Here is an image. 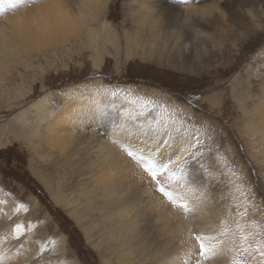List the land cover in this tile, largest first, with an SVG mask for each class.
I'll return each instance as SVG.
<instances>
[{
	"label": "rangeland",
	"instance_id": "1",
	"mask_svg": "<svg viewBox=\"0 0 264 264\" xmlns=\"http://www.w3.org/2000/svg\"><path fill=\"white\" fill-rule=\"evenodd\" d=\"M9 1L11 2V0H5L1 3L7 4V9L0 11V18L24 8H35L42 0L36 3L25 0L23 7L20 5V0H14L10 4ZM84 1L86 3L83 6L84 10L89 15L94 16L90 21L95 19L96 21L93 22L96 23L95 26H99L100 23H107L113 31H116L121 47L124 44L125 30L134 32L133 34L129 33L132 43L140 41L145 35L152 40V37L157 33L153 30L154 28L149 30L146 20H141L139 27L134 23L137 21L135 17L138 15L136 13L142 4V0H90V3L88 0ZM212 1L201 0L196 5L202 9L204 14H209ZM81 2L82 0L60 2L62 7L65 5L67 7H64L63 15L60 16L63 19L60 29L55 30L51 36H47L48 38H42V34L39 33L41 36L37 35L35 40L25 43L28 44V52L24 49L25 51L19 55L23 57L21 59L23 63H12L18 60L16 54L15 60L7 65V68L11 67V70L9 69L7 72L8 76L4 81L0 79V126L8 123L13 127L16 124L20 126L18 123L20 121L15 119V116L24 111L31 119L32 116L36 115L34 113L36 108L33 105L38 101L48 102L46 104L50 105L47 107L49 109H47L48 114L52 112L50 114L54 115L65 106V103L75 99V97L99 90L107 99L93 100L90 102L91 106L86 105L80 111H85L90 116L96 115L102 119L105 117L108 121H110L109 117L115 116L113 127L116 130L113 131L111 139L118 141L121 138L119 140H122L121 148L120 146L115 147L114 142L110 140L111 142H108L109 148L116 152L118 150V152H113L115 155H108L102 160L99 159V156H102L100 153L102 149L94 152L98 143L92 142L88 137L90 136L88 132L98 134V128L102 126L103 122L98 123L94 129L95 124L91 123L90 118H83L82 121L85 123L79 125L74 131L72 129L57 131L54 139L56 136L57 138L53 141L56 143L55 148H50V145H45L46 147L41 145L43 143L41 132L42 127H44L42 121L40 125L37 124L39 127L36 126L37 129L35 130V133L38 132L36 134L40 135L38 138H28V135L16 138V130L9 133L10 142L0 148V192L1 195L7 196L11 202L22 206L24 219L29 223L35 221L32 227L38 229L41 235L37 244L39 248L44 246V251L41 253L47 254V256L42 257L47 260L46 263L118 264L116 256L110 251H106L105 241L99 239L103 232L101 225L93 228V237L90 239L82 227V225L88 226L89 223H92L89 220L90 215L92 216L93 211L97 210L90 211L86 207L87 201L96 202V197L92 198L91 195L81 194L86 187L89 190L93 188L92 194L99 197V200L105 201V196L109 193L108 183L110 186H120L119 182H125L127 183L126 189L121 188L122 193L124 192V195L129 198L125 206L130 204L129 200H131V205H134L140 199L141 203L145 204L143 208L146 210L141 216L142 221L146 218L147 208L154 207L157 210H163L162 212H165L167 216L170 215V218L161 216L163 220L157 221L159 225H175L176 223L173 224L172 221L174 219L177 222V220L170 213L169 208L177 207L158 191V185L143 170L137 159L143 157L142 163L146 164L144 159L149 154L147 157H151L148 161L151 160L159 165L166 163L169 157L175 160L180 151L189 145V153H184V156L188 160L186 171L190 175L188 179L194 190L188 192L189 185L183 182H170L167 174L160 176L159 179L161 184L170 187L174 194L187 195L191 207L194 208L198 201L201 202V208L190 213L194 219L206 223V230L197 233L216 235L226 219L230 221L228 227L234 232L235 224L231 222V219L237 211L234 207L237 202L242 205L241 210H243V205L247 204L248 213L251 211L253 215L252 222L264 227V163L259 158L261 152L257 150L259 149L257 143L252 141L250 146L246 145L247 141L243 137L246 119L238 108V101H234L231 91L233 90L231 83H235V80H239V77L241 78L244 74L248 75L246 73L248 69L252 71L260 65V67L263 66L257 59L262 58L260 61L264 59V22L261 21V26L256 27L254 31H245L246 37L241 33L243 30L241 26L244 24L241 19L238 21L240 25L234 27V35L237 34V36H231L226 31L223 45L226 46L227 43L231 45L233 42V48L229 47V51L226 50L225 54L226 56L229 55V61L234 63L231 65L228 64L229 61L226 63L225 60L220 64L213 65L214 55L209 52L210 43H205V49L209 53L205 56L201 53V56L203 59L205 58L204 63H208L209 67L199 68L195 65L196 63H189L193 62L190 53L184 56V60L188 63H181L172 57L171 52L168 53L165 50L162 51V56L137 55L134 51L130 57L124 58L123 56L120 63L116 62L112 54L110 55L108 52L105 54L103 51L101 54L103 61L97 60L99 68H96L94 62L96 53L93 50L96 51L103 46L99 32L95 31L94 33L93 25L86 24L88 28L91 25L93 31H90V34L93 35L90 37L86 30L81 29L79 31L81 35L76 36V32L69 30V27L75 28L76 23L69 24V19H66L65 22L64 18L67 11L77 9ZM240 2H244L242 10L245 12L243 13L248 12V15L252 14V11L264 13V1L240 0ZM155 4L152 5L151 9L160 18L155 28H160L162 21L171 18V16L170 14H163L159 10V6H155ZM74 15L76 19L78 18L77 20L81 19L79 13H74ZM176 21L178 24L179 21ZM36 24L39 25L40 22L36 20ZM252 26L255 28V25ZM24 27L26 31H31L29 35L39 30L36 25L31 23ZM42 29L44 30V27ZM225 29L228 30L227 27ZM22 30L19 31L20 34L26 32L24 29ZM175 30L174 34L179 33L177 28ZM206 30L210 36L214 34L211 28ZM67 32H69L68 36L61 43L42 44L52 40L58 34L63 38ZM11 35L13 37V34L9 36ZM1 37L2 35L0 39H3ZM35 42L38 43L39 49L30 46ZM2 45L0 44V46ZM165 48L169 50L168 47ZM36 49L37 51H35ZM231 49L232 51H230ZM262 50L263 53L261 54ZM261 55L263 57L259 58ZM91 57L94 59L92 60ZM219 57L221 56L217 58ZM259 72H261L259 73L260 77L254 79L256 97L253 98L255 100L258 99L260 89L264 86V67L260 68ZM98 81L100 83H96ZM112 91L118 93L117 97L113 98L109 95ZM214 92L215 94L220 93L219 108L213 106L208 100L212 94L214 95ZM147 101L154 102L156 108L153 109L149 106L145 110V114L140 116V103ZM249 102L251 103V100ZM129 104L134 105H131V108ZM105 110L106 112L103 113ZM157 112H164L166 118L158 120ZM215 113H219V115ZM124 116L125 120L131 118V121L137 123L136 128H132L133 131H127V128L132 125L124 122ZM146 116L147 120L145 122L142 120V123L139 119ZM51 120L49 117L47 118V121ZM147 125L149 128L146 127ZM69 127H72L71 124ZM27 129H29L28 124ZM118 131L120 132L117 133ZM125 131L128 133H124ZM77 132H84L88 135H79L80 133L77 134ZM65 133H68L71 138ZM65 135L69 138L66 139L67 141L61 138V136L66 137ZM104 136H108V134ZM174 136L178 137L174 138ZM59 137L67 143H61L62 140L59 141ZM196 137L200 139L199 144L196 143ZM30 139L32 140L29 141ZM256 141L260 142L258 139ZM125 149L133 151L136 155L129 157ZM190 153H195V155L190 156ZM98 161L101 162L98 163ZM105 171L110 175L101 178L102 172ZM232 173L234 175H231ZM97 176L101 179L97 180ZM230 180L234 181L235 184L242 185L241 191L244 193L243 197L236 193L237 200L235 201L231 198V193L234 190L229 183ZM146 186H151L152 191L151 197L148 199L141 195V191ZM57 191L64 196L61 203H57L52 195ZM200 198L202 199L199 200ZM218 210L220 212L218 217H222V220L217 218ZM230 211L232 217L229 216ZM75 215L84 218L78 221ZM210 220L214 223H208ZM7 223L8 221L2 223L1 227L4 228ZM246 231L253 230L246 229ZM219 239L222 243L217 249L215 256L217 262L214 264H231L233 258L237 256L239 238L238 236L234 237L230 232L226 236L219 237ZM261 239H264V233L257 234L255 240L250 238V243L255 247V242ZM234 240L236 241L235 244L233 243ZM194 242L197 244L195 240ZM241 255L248 261V264H262L264 262V259L260 258L258 254ZM36 259L35 253L29 256L15 253L12 263L36 264ZM202 264H207V262Z\"/></svg>",
	"mask_w": 264,
	"mask_h": 264
},
{
	"label": "bare ground",
	"instance_id": "2",
	"mask_svg": "<svg viewBox=\"0 0 264 264\" xmlns=\"http://www.w3.org/2000/svg\"><path fill=\"white\" fill-rule=\"evenodd\" d=\"M4 1L5 0H0V4L3 3ZM13 1L14 0H11V2L9 1V4L12 3ZM63 1L65 0H42L35 6V8H24L23 10L21 9L18 11H16L15 9L16 12H13V10H11V12L13 13L2 16L0 18V36L2 35L3 37V39H0V44H3L2 46H0V79L1 80L4 81V79H6V76H8L7 72L9 71L11 67L7 68V65L10 62L15 60L16 54L18 55L17 57L18 60L12 63L15 64V63L22 62L21 59L23 57H20L19 55H21L25 50L28 49L27 48L28 44H25V43L35 40V37H37V35L38 36L40 35L39 33L42 34V38H48L47 36H51L53 32H55V30L60 29L61 21L63 20L61 19L62 17L60 18V16L61 14L63 15V11L65 9L64 7H66V5L62 7L63 5L61 6L59 3L60 2L62 3ZM199 1L201 0H142L141 1L142 4L138 7V11L136 13L138 15L137 17H135L137 21H134V23L137 24L139 27L140 21L146 20L149 26V30L154 28L153 30L157 33H155V36L152 37V40L150 37H147L145 35V37H143L140 41L136 43H132L129 37V33L133 34L134 32H128L125 30V34L123 38L124 44L122 47L120 46L116 31H113L107 25V23H100L99 26L96 25L97 26L96 27L95 26L96 23H93L96 20L93 19L92 21H90V19L94 18V16L89 15L88 12L84 10L83 6L86 5L84 0H82V2L80 3V6L77 9H73V7L69 5V7L72 8L73 10H69V11L66 10L67 12L64 18H65V22H66V19H69V24H71L72 22L76 23L75 28L68 26L69 30L76 32L75 34L76 36L81 35V33L79 32L81 31V29L86 30L90 37L91 35H93L92 33L90 34V31H93V29H94V33L95 31L99 32V35H100L99 37L101 38L100 41L103 44L102 46L103 48L97 47L98 50L96 51L93 50L96 53L95 55L93 54L95 58L94 62H95L96 68H99V64L97 60L100 59V61H103L101 60V54H103V51L105 52V54L106 52H108V54L110 55L112 54V56L115 58L117 63H120V59L123 56L124 58L130 57V55L134 51H136L137 55L148 54L150 56L152 55L162 56L163 55L162 51H165V50L168 53L171 52L172 57L176 58L181 63H184V62L188 63V61L184 60L185 58L184 56H187V54L190 53L192 56L190 57L193 62H189V63H196L195 65L199 68H204L208 66L207 65L208 63H204L205 58L204 59L202 58L201 53H203L204 56L205 54L209 52L212 53L214 55L213 65L216 63L220 64V62L222 63L223 60H225V62L227 63L229 61L230 56L225 55L226 50L228 52L229 47L233 48V42H231V45H229L228 43L226 44V46L223 45L226 31H228L230 35L233 36L235 34L234 27H236V25H240L238 22L239 19H241L242 23H244L241 26V28L243 27V30L240 29L243 35L245 34V31L247 30L251 32V31H254L256 27H260L261 21L264 22V13H256L254 11H252V14L250 15L247 14L248 12L243 13L245 12V10H242V8H244V2H240V0L239 1L238 0H213L210 5L209 14H206V13L204 14L202 9L196 5ZM250 1L256 2L258 0H250ZM259 1H264V0H259ZM88 2L90 3L91 1L88 0ZM149 4H151V6H149ZM154 4L155 6H159V10H161L163 14L165 15L170 14L171 16V18H168L167 20L162 21L160 28L159 27L155 28L158 25L160 18L156 14V12L151 9L152 5ZM3 9H7V4L0 5V11ZM74 13H79V16L81 17V19L77 20L78 18L77 19L75 18ZM36 20L40 22L39 25L36 24ZM176 20L179 21L178 24ZM30 23L33 25H36L37 28H39V30L35 28L37 31H34L29 35L31 31L30 32L29 30L26 31L24 26ZM86 24L87 25L91 24L93 25L94 28L92 29L91 25L88 28ZM252 25H255V28H253L254 26ZM43 27H44V30L42 29ZM225 27H227L228 30H226ZM176 28L178 29L179 33L174 34L176 31L175 30ZM207 28H211L214 31V34L210 36L206 30ZM22 29L26 31L24 34L19 33V31ZM102 31H103V34H102ZM10 34H13V37L12 35L9 36ZM14 34L16 35L14 36ZM68 34L69 32H67L63 38L60 36V34H58L56 37L52 38L53 41L49 40L42 44H56L58 42L61 43L62 40H64L65 37L68 36ZM234 36H237V34ZM244 37L246 36L244 35ZM236 41H237V38H236ZM205 43H210L211 49L209 52L205 49ZM30 46L32 48L34 47V48L39 49V45L37 42L33 43ZM165 47H168L169 50H167ZM35 51H37V49ZM230 51H232V49ZM260 53L262 54L263 50ZM216 56L217 57L221 56V57L217 58ZM231 56H232V53H231ZM260 57H263V56L261 55L259 56V58ZM94 58H92V60ZM261 59H257V61L259 63L261 62L263 65L262 67H264V62H262L264 61V59L260 61ZM232 63H233L232 61L228 62V64L230 65ZM203 64H206V65H203ZM179 66H181V64H179ZM260 66L257 67L256 69H252V71L249 69L247 70V72L243 70L246 73H248V75H245V74L243 75L242 74L243 72H242L241 74L243 76L241 78L239 77L241 75L238 74L239 80L235 78L236 79L235 83H231L233 86V87L231 86L233 88V90L231 91H232V97L234 101L235 100L238 101V108L244 114L245 119H246V123L244 126V133H243V137L245 141H247L246 145L250 146L252 141H254V143H257V146L259 147V149L257 150L261 152V154L259 155V158L261 162L264 163V86L261 87L262 89H260L261 93L259 92L258 99L255 100L253 98V97H256V94H255L256 92L254 93V88H255L254 79H257L258 77H260L259 73L261 72H259V69L262 68ZM100 81L96 83H100ZM12 92L14 91L12 90ZM6 95L8 96V94ZM219 95L220 93L215 94L214 92V95L212 94V97L208 98L209 102L213 106H217V108H219V104L221 101V100L219 101V98H220ZM103 98L107 99V97L103 93H101L99 90L97 92L91 91L86 95L75 97V99H72L71 101L65 103V106L63 105L64 107L61 108L57 114H54V115L50 114L52 112H49L48 114L49 109L47 107H50V105H46L48 102L45 103V102L38 101L39 103L37 102L36 104L33 105L34 108H36V111L34 112L36 115L32 116L31 119L29 118L30 116L28 117L26 112L24 111V112H20L19 115L15 116V119L20 121L18 122L20 126L16 124L15 127H13V126H10L9 123L7 125L3 124L0 126V148H2V146L7 145V143L10 142L11 137L9 138V133L14 132L15 130H16L15 132L16 138H19L20 136H23V135H28V138H31V137L38 138V136L40 135H37L38 132H36L37 133L36 134L35 130L37 129V127H39L37 124L40 125L41 121L44 124V127H42L43 130L41 132V136L43 138V143L41 145H44V146L50 145V148H55L56 143L53 141L57 138L56 136V138L54 139L57 131L61 132V131H66L68 129H72L74 131L79 125H82L85 123V121H82L83 118H90L91 123L95 124L94 129L97 127L98 123L100 124L103 122L102 126L98 128L99 133L94 134V132H90V133L88 132V134H90V136L88 137L92 140V142L98 143V146L94 152L102 149L100 152L102 156H99L100 157L99 159L104 160L103 157H107L108 155H112L113 152H116V151H112V149H110L108 145V142H111L110 140H112L111 135L113 131L115 132L116 130V128L113 127L114 122H115V116L109 117L110 121H108L105 119V117L102 119L101 117L100 118L96 117V115L90 116L85 111L83 112L80 111L82 107L86 105L89 106L91 101L99 100ZM249 100H251V103L249 102ZM129 105L131 107L132 104H129ZM77 110L79 112H76ZM105 112L106 110L103 111V113ZM125 112L127 111L125 110ZM34 113H31V114H34ZM215 114L219 115V113H215ZM47 116L49 117V119H52V120L47 121V118H48ZM123 119H124V122H126L128 125H132L127 128L128 132L133 131L132 128H136L137 123H135L134 121H131L130 120L131 118H129L128 120H125V116H124ZM139 120L141 121L144 120L145 122L147 120V116ZM255 121L256 123H254ZM27 124H28L29 129H27ZM69 124H71L72 127H69ZM9 126H10V129H8ZM57 126H60V127H57ZM146 127L149 128L148 125ZM127 131H125L124 133H128ZM119 132L120 131H118L117 133ZM65 134L67 135L68 133H65ZM77 134L86 135L87 133L77 132ZM106 134H108V136H104ZM66 137L61 136L62 139L64 138L63 140H66V139L68 140L69 138H71L69 137V134H68L69 138L68 137L66 138ZM175 137H178V136H174V138ZM62 139H60V137L58 138L59 141ZM119 139L118 141L112 140L114 142L115 147L121 145L122 140H119ZM257 139L260 142H257L256 141ZM31 140L32 139H30L29 141ZM63 140L61 141V143L66 144L67 142H63ZM78 142L80 141L78 140ZM113 155H115V153ZM148 155H146L144 159L146 162H148V159L151 157L150 156L148 158L147 157ZM95 160L96 158L94 159V161ZM100 162L98 161V163ZM105 162L106 161H104V163ZM102 173L103 174L101 178L104 176L110 175L106 171ZM101 178L97 176L96 179L99 180ZM188 178H190L189 174H188ZM98 183H101V182H98ZM118 184L120 186L118 185L110 186L109 183L107 184L108 187L105 186L107 187V189L109 188V193L107 194V196H105V201L103 200L104 202L102 200H99V197L94 196L92 194L91 190L93 188L89 190V188L86 187L82 190L81 192L82 195H85V196L91 195L92 198L96 197V202H93V201L86 202V207L89 208L90 211L97 209L93 211L92 216L90 215L89 220L90 222L92 221V223H89L88 226L86 224L82 225V227L84 228L86 232L88 239H90V237H93V234H92L93 228L101 225V229H103V232L100 235L101 237L99 236V239L103 240V242L105 241L106 251H110L114 256H116V258L118 259V264H196V261L199 259V255L197 254L198 245L195 244L193 235L196 234L198 231L206 230L205 229L206 223L201 222L199 219H194L190 215V213L185 215V213H183L179 208H173V207H170L169 210H170V213L174 215V217L177 220V222L174 221V219L172 221L173 224L174 222L176 223L175 225H172V224L171 225H167V224L159 225L158 222L163 220L161 216H167V214H165V212H162L163 210L160 211V210L155 209L154 207L152 208L150 207V209L147 208L148 210H147L146 218L145 220L142 221L141 216L146 211L143 208L145 204L141 203V200L139 199V202H137V204L131 205V200H129L130 204L125 206V203L128 201L129 198H127L124 195L125 194L124 192L122 193L121 188H125V186H127V183L119 182ZM237 185L240 188L242 186L240 184H237ZM99 193L102 194L101 192ZM151 193H152L151 186H146L141 191V195L147 199L151 197ZM52 195L57 203H61V201L64 200V196L58 191L53 193ZM201 199L202 198H200L199 200ZM200 204L201 202L198 201L197 205L194 206L195 211H198L201 208ZM219 213L220 212L218 210L217 218L222 220V217L221 218L218 217ZM249 214L250 215H248V217L246 218V222L250 224L253 220V215L251 211ZM75 217L77 218L78 221L84 218V217L79 218L76 215ZM168 217L170 218V215H168L167 218ZM24 218L25 216L23 215V209L17 203L11 202L7 198V196L1 195V192H0V231H1L0 237L4 236L7 231H10L15 223H22L26 226L25 227L26 236L21 237L19 241L15 240L14 238H10L9 240H0V253H2L4 256V259L0 261V264H13L12 260H13L15 253H20L24 256H29L35 253L37 255L36 264H47L46 263L47 260L42 258L45 255L47 256V254L41 253L40 248L37 244L39 243L38 239L41 238V235L39 234L38 229L32 227L35 224V221L32 223H29ZM7 221L8 223L5 224L4 228L1 227V224ZM208 223H214V221L210 220ZM190 229L192 230L191 234L189 231ZM150 240H154V241L151 242ZM218 248H219V244L217 246V249ZM205 262H207V264H214L215 262H217V259L216 257H213L202 263H205ZM262 264H264V262Z\"/></svg>",
	"mask_w": 264,
	"mask_h": 264
},
{
	"label": "snow or ice",
	"instance_id": "3",
	"mask_svg": "<svg viewBox=\"0 0 264 264\" xmlns=\"http://www.w3.org/2000/svg\"><path fill=\"white\" fill-rule=\"evenodd\" d=\"M31 3L39 2V0H30ZM25 0H20V5L23 6ZM109 95L113 98L117 97L118 93L116 91H112ZM151 106L153 109L156 108V105L152 101L141 102L139 113L140 115L145 114V110ZM158 120L165 119L164 112H157ZM171 122V121H170ZM196 143H200L199 137L195 138ZM188 147L183 148L180 151V154L177 155L176 159L173 160L171 157L168 158L166 163H161L159 165L155 164L153 161L149 160L146 164H143V157H139L137 159L138 163H142L144 170L149 173L152 180L156 182L158 185V191L162 193L169 202H171L174 206L179 208L185 215L192 213L195 211L193 207L190 206L188 202V197L185 194L175 193L171 190L170 187H165L161 184L159 179L160 176L167 174L168 180L173 183L183 182L186 185H189L187 191L191 192L192 189L188 174L186 171V166L188 160L185 159L184 153H189ZM127 155L129 157H134L136 154L128 149H125ZM195 153H190V156H194ZM175 166V167H173ZM207 174V173H206ZM231 175H234L232 173ZM229 183L232 185L233 192L231 193V198L235 201L237 200L236 193L240 194V197L244 196V193L241 191V188L235 184L234 181L230 180ZM223 198V197H222ZM22 207V206H21ZM234 207L236 208L235 216L232 217L231 211L229 212V216L232 217L231 222L235 224V231L233 232L232 229L228 227L229 220H225L222 224L221 229L216 235H209L204 233H196L193 235V239L198 244V255L201 259L196 261V264H202L203 261L209 260L217 255V246L218 244L222 243L219 239L221 236H226L230 232L234 237L238 236L239 243H238V251L237 256L233 258L231 264H248V261L244 258L241 254H248V255H256L258 254L260 258L264 259V239L257 240L255 242V247L252 246L250 243V238L255 240V236L260 233H264V227L261 225L252 222L247 223L246 218L248 217V206L247 204L243 205V210H241L242 205L237 202L235 203ZM25 225L22 223H15L14 226L11 228L10 231H7L4 236L0 237V240H9L10 238H14L15 240L19 241L21 237L26 236ZM246 229H252L253 231H246ZM258 230V231H256ZM190 234L192 230L190 229ZM52 243V242H50ZM233 243L235 244L236 241L234 240ZM40 251H44V246L42 245ZM4 259L2 253H0V261Z\"/></svg>",
	"mask_w": 264,
	"mask_h": 264
}]
</instances>
